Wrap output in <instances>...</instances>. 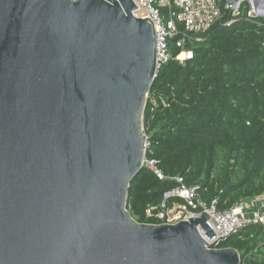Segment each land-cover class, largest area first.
<instances>
[{"label":"water","instance_id":"water-1","mask_svg":"<svg viewBox=\"0 0 264 264\" xmlns=\"http://www.w3.org/2000/svg\"><path fill=\"white\" fill-rule=\"evenodd\" d=\"M156 56L133 0H0V264L242 263L128 209Z\"/></svg>","mask_w":264,"mask_h":264},{"label":"trees","instance_id":"trees-1","mask_svg":"<svg viewBox=\"0 0 264 264\" xmlns=\"http://www.w3.org/2000/svg\"><path fill=\"white\" fill-rule=\"evenodd\" d=\"M226 1L205 40L188 45L194 55L185 64L175 59L178 37L169 40L172 59L157 71L144 110L146 157L168 179L144 166L132 181L128 209L139 222H161L147 209L158 212L175 176L200 185L201 198L217 199L220 210L264 195V17H248L246 5L228 26ZM219 247L238 249L241 264H264V224L241 228Z\"/></svg>","mask_w":264,"mask_h":264},{"label":"built area","instance_id":"built-area-1","mask_svg":"<svg viewBox=\"0 0 264 264\" xmlns=\"http://www.w3.org/2000/svg\"><path fill=\"white\" fill-rule=\"evenodd\" d=\"M133 1L137 8L149 11V19L154 22L156 28V74L162 65L172 59L169 47L171 38L178 37L176 44L180 48V52L175 59L181 64H185L194 55L193 48L188 45L204 41L208 31L222 15L221 0ZM246 5L249 6L248 17H264V0H227L225 8L230 11L232 18L225 24L229 26L239 19ZM163 104L166 105V102L163 101ZM145 146L146 148L149 146V139L146 133ZM143 165L151 168L159 179H168L159 168L156 159H149L145 155ZM173 179L177 181L178 185L173 190L164 193L162 204L157 208L158 212L154 213L156 207L147 209V215L157 217L161 220L160 223H176L181 220H190L189 218L198 217L202 212H206L210 216L207 223L210 228H213L216 235L212 238L207 236L205 234L207 230L201 224L197 228L201 236L209 243H213L219 238L214 244H208L211 247L215 244L216 246L214 247H219L226 237L247 225L264 224V195L247 201H240L228 209L220 210L217 207V199L207 203L201 198L200 185H188L181 176H175ZM174 197L181 198L183 201L175 202L172 206H168V201ZM220 236L224 237L221 238Z\"/></svg>","mask_w":264,"mask_h":264},{"label":"rangeland","instance_id":"rangeland-1","mask_svg":"<svg viewBox=\"0 0 264 264\" xmlns=\"http://www.w3.org/2000/svg\"><path fill=\"white\" fill-rule=\"evenodd\" d=\"M242 7H244V6H242ZM143 122H144V118H143ZM143 125H144V123H143ZM143 129H144V133H145V128H144V126H143Z\"/></svg>","mask_w":264,"mask_h":264}]
</instances>
